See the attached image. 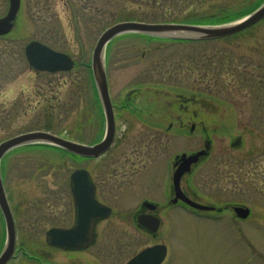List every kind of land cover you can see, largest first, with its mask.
Segmentation results:
<instances>
[{
  "label": "rangeland",
  "instance_id": "rangeland-1",
  "mask_svg": "<svg viewBox=\"0 0 264 264\" xmlns=\"http://www.w3.org/2000/svg\"><path fill=\"white\" fill-rule=\"evenodd\" d=\"M246 1L21 0L12 31L0 36V142L30 130L97 141L104 124L89 65L105 28L123 20L223 21L248 11L252 5ZM7 6L0 0V17ZM32 40L67 54L75 65L69 71H34L24 55ZM105 51L112 103L121 105L130 96L128 105L114 111L116 137L109 151L78 160L58 149L26 145L11 149L2 161L18 245L30 255L43 249L51 224L39 222L44 205L60 215L54 224L70 223L69 175L86 167L98 198L110 201L113 212L96 226L91 247L76 253L48 249L52 262L122 264L136 249L116 253L110 242L112 250L104 256L105 230L132 231L125 222L142 198L160 199L174 157L199 150L208 140L209 153L181 187L198 202L241 204L250 215L236 220L224 209L211 221L171 206L159 229L168 246L167 264H264V18L231 36L199 41L122 34ZM109 168L110 173L122 168L125 181L106 187ZM4 231L0 216V249ZM10 264L37 263L20 253Z\"/></svg>",
  "mask_w": 264,
  "mask_h": 264
},
{
  "label": "water",
  "instance_id": "water-1",
  "mask_svg": "<svg viewBox=\"0 0 264 264\" xmlns=\"http://www.w3.org/2000/svg\"><path fill=\"white\" fill-rule=\"evenodd\" d=\"M20 0H8L6 13L0 17V36L8 34L14 27ZM264 17V2L251 13L221 24H189L178 22H143L124 20L115 22L105 28L98 36L92 49L90 68L95 90L103 111L105 131L102 139L95 144L77 143L46 131L35 130L17 134L0 142V163L2 157L11 149L30 144H48L63 149L66 152L83 156L98 157L112 144L115 133L113 106L108 92L105 68V48L114 37L138 33L153 37L179 40H207L227 37L252 26ZM24 55L31 69L36 72L68 71L74 62L65 53L54 50L39 41H29L24 46ZM237 138L233 145L239 142ZM209 148L206 142L204 148L186 155L182 153L176 159L178 165L172 175L174 200L181 199L187 205L199 209H211L210 206L197 203L188 198L180 188V179L184 172L189 171L192 163L204 156ZM71 191L77 210L76 222L69 228L52 227L47 230L46 237L51 245L66 249H82L94 241V227L98 219L109 215L110 208L100 205L94 199V185L89 181L84 169H76L70 174ZM234 211L240 218H245L248 208L235 206ZM0 213L3 218L5 239L0 251V264H6L13 255L15 248V226L13 216L6 198L0 170ZM154 224L158 219L152 217ZM165 255L164 245L148 247L140 251L126 264H159Z\"/></svg>",
  "mask_w": 264,
  "mask_h": 264
},
{
  "label": "flooded vegetation",
  "instance_id": "flooded-vegetation-1",
  "mask_svg": "<svg viewBox=\"0 0 264 264\" xmlns=\"http://www.w3.org/2000/svg\"><path fill=\"white\" fill-rule=\"evenodd\" d=\"M262 2H263V0H247L245 2V4H250V5L254 6V5H259ZM129 98H130V96L127 95L125 98L126 99L125 103H123L121 105H116V104L114 105L112 103L114 111H116L118 109V106L124 107L125 105H128L130 102ZM114 114L116 115V113H114ZM190 126L193 127L192 124ZM101 136H100V138H101ZM74 141L79 142V143H84V142L78 141V140H74ZM206 141H208V140H205L203 147H204ZM112 146H113V144H112ZM109 149L106 152H108ZM208 153H209V149H207L206 155ZM206 155L200 156L196 163L191 164L189 171L184 172L182 174L181 179H180V186H181L182 179H184L185 177H189L194 172V169L198 165V163L201 162L200 160L204 159L206 157ZM73 158H76L78 160H94V159H97L98 157L97 158H90V157L85 158V157L74 156ZM136 159L137 158L131 159V161H133V160L136 161ZM125 160L126 159H124V161ZM177 166L178 165L176 164V158H174L173 162H171V164H170L169 183L165 187L163 193L160 194V196H159L160 199L142 198L137 203V206L132 211V214L130 217L131 220H129V222H125V225H124L126 227H129V225H130V227L132 228V231H130L128 228H125L119 232H114L112 230L109 231V229L105 230L104 239L106 240L107 246H106V249L104 250V256L108 257V253L112 250V248L110 247V242L112 244L113 250L116 253L117 252L121 253L122 251L126 252L128 249H136L130 255L127 256V259H125L122 264H126L133 256H135L137 253H139L141 250H143L145 248L153 247L156 245H164L165 255L159 264H167L168 263V246L166 244L165 239L160 237L159 229L162 227V224L164 222L163 216H166V214L168 213V210L173 205H180L183 209L191 210L193 212H197V213L201 214V216L204 217L205 219L208 218L207 220L213 219L211 221H215L218 217H220L221 213L226 211V210L224 211V209H230L233 212L234 219H236V220H245L248 218V216L250 215V211L245 218H240L236 214V212L234 211V206L235 205L243 206L241 204H233L230 206L229 205L227 206L225 204L224 206H217V205L212 204V203H203V204L210 206L211 209L199 210V209H195V208L190 207L185 202H183L181 199L174 200L175 194H174L173 186H172V174H173V171L175 170V168ZM77 168H81V167H77ZM82 168L86 170L89 181L94 185L93 196H94V199L96 200V202H98L99 204H102V205H106V206L110 207V209H111L108 216H106L105 218H102L100 220H97V222L95 223V236H94V242H95V240H96V226L99 224V222L109 218V216L113 212V205H111L110 201L108 204L107 202H104L102 199L100 200L98 198L99 197V194L97 192L98 191V187H97L98 185H97L96 181H94L92 178V172H90L86 167H82ZM110 169L111 168L108 169L109 174L106 175V177L103 181V183L106 187L109 188V187H114V185L116 186V185L121 184L122 182L120 181V178L122 181H125V179H124L125 171L122 168H117L114 173H110L109 172ZM140 175H141L140 171L133 174L132 175L133 180H138ZM110 180H112L113 182H110ZM135 184H137V181L135 182ZM127 185H129V184H127ZM124 186H126V185H124ZM181 189H182L184 194L189 196L188 193L185 190H183L182 187H181ZM69 195H70V199H71L70 200L71 205L69 206L70 211L68 212V218L67 219L71 220L70 223L68 225L54 224L53 222H57L60 220V215L56 214L55 211H53L50 206L44 205L43 207H41V211H40L39 216H38L39 222H41L42 224H47V223H51V224H49L50 226L43 233V239H42L43 249H41V252L38 255H30L28 253V251L24 249V247H21L18 245L17 232H16V241H15L14 253L12 255V258L6 264H10L16 257H18L20 255V253H21V256L23 255L27 259L35 261L37 264H54L52 262V259H51V251H49L48 249L63 250V251H69V252L76 253V252H80L83 250H87L89 247H91L94 244V242H93L91 245H89L85 248L75 250V249H66V248H62L59 246L51 245L49 243V241L47 240L46 232L49 228H51V227L68 228L76 222L77 210L75 207L74 198L72 195L70 183H69ZM105 197L113 200V199H115L116 196L113 197L112 195L107 193V195ZM200 203H202V202H200ZM11 212H12V215L14 218V214H13L12 209H11ZM122 217H123V215H122ZM152 217L158 218V223L154 224ZM15 224H16V222H15ZM140 240H142L143 243H140ZM138 244H142V246H140ZM116 253H114V254L117 255ZM112 254H113V252H112Z\"/></svg>",
  "mask_w": 264,
  "mask_h": 264
},
{
  "label": "trees",
  "instance_id": "trees-1",
  "mask_svg": "<svg viewBox=\"0 0 264 264\" xmlns=\"http://www.w3.org/2000/svg\"><path fill=\"white\" fill-rule=\"evenodd\" d=\"M234 18L235 17H237L236 15H234L233 16ZM229 18V19H227V20H219V19H216V20H213V21H211V22H209V23H222V22H226V21H229V20H232V19H234V18ZM204 23V22H203ZM206 23H208V22H206ZM30 146H35V147H41V148H45V147H47V148H50V149H56V148H54V147H51V146H46V145H40V144H38V145H28V146H26V147H30ZM57 150V149H56Z\"/></svg>",
  "mask_w": 264,
  "mask_h": 264
}]
</instances>
